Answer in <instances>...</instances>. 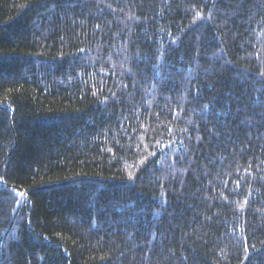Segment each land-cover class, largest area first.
Returning a JSON list of instances; mask_svg holds the SVG:
<instances>
[{"label": "trees", "instance_id": "obj_1", "mask_svg": "<svg viewBox=\"0 0 264 264\" xmlns=\"http://www.w3.org/2000/svg\"><path fill=\"white\" fill-rule=\"evenodd\" d=\"M0 264H264V0H0Z\"/></svg>", "mask_w": 264, "mask_h": 264}]
</instances>
